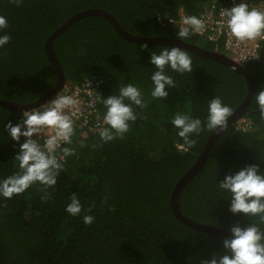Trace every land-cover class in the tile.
<instances>
[{
  "label": "trees",
  "instance_id": "1",
  "mask_svg": "<svg viewBox=\"0 0 264 264\" xmlns=\"http://www.w3.org/2000/svg\"><path fill=\"white\" fill-rule=\"evenodd\" d=\"M252 4L264 0H248ZM211 5L230 8V0H22L16 6L0 0V15L7 18L10 41L0 48V100L12 105L35 102L57 82V74L45 51L46 40L75 14L101 10L125 32L142 38L180 40V14L197 15ZM216 51L218 45L202 44L197 37L182 40ZM130 43L120 38L110 23L97 16L74 22L52 42L66 88L84 78L98 76L102 98L117 94L129 83L138 86L145 109L133 105L137 120L123 139L102 144L98 133L76 130L64 159V171L51 198L41 199L34 184L11 199L0 196V264H200L226 253L225 238L188 228L172 214L170 194L180 177L201 154L211 130L203 131L196 147L187 152L176 148L182 140L171 124L177 112L190 113L206 123L208 102L219 96L233 111L247 94V83L233 69L192 53V73L166 69L176 84L166 88L167 98L151 97L150 63L153 52L164 47ZM170 48V47H169ZM83 49L84 54H79ZM244 67L251 78L252 96L244 116L229 125L213 144L201 171L182 190L181 214L202 225L229 229L250 222L243 214L229 212L230 198L216 183L225 175L253 164L264 172V121L253 97L264 89V50ZM61 89V90H62ZM105 109L100 107L102 118ZM22 113L0 106V181L19 171L14 160L20 144L12 141L5 125L18 123ZM249 123L236 129L239 120ZM81 142L84 147H80ZM97 145V146H94ZM63 147V146H62ZM59 152V151H58ZM77 194L95 217L91 225L65 209ZM105 196L107 203L101 204Z\"/></svg>",
  "mask_w": 264,
  "mask_h": 264
},
{
  "label": "clouds",
  "instance_id": "2",
  "mask_svg": "<svg viewBox=\"0 0 264 264\" xmlns=\"http://www.w3.org/2000/svg\"><path fill=\"white\" fill-rule=\"evenodd\" d=\"M10 2L16 6L22 4V0ZM219 15L221 19L218 23L226 27L237 43L254 44L259 59L258 50L264 49L259 43L264 41V9L240 0L239 4L231 8H221ZM181 25L177 32L180 40L189 39L193 33L203 34L208 27L205 19L195 15L184 16ZM8 27L7 18L0 15V32ZM10 39L7 34L0 35V48ZM142 49H147V45H143ZM79 54H84V50L80 49ZM150 63L156 69L151 75L154 87L150 94L154 99L167 98L169 93L165 89L176 87L166 69L180 74L193 72L191 55L176 46L164 47L158 54L153 52ZM90 95L92 98L86 104L88 109L97 112V104H102L105 109L102 118L97 114L100 122L95 129L102 144L123 139L130 131V122L137 120L133 105L142 110L148 106L141 89L132 83L119 87L117 94L107 98L93 91ZM252 102L258 108L260 120L264 121V89L254 95ZM81 103L78 91L71 95L57 93L38 107L22 112L20 121L15 125L11 121L5 125L12 141L20 144L23 137L24 142L14 157L19 171L0 181V196L11 199L38 183L42 186L41 199L46 202L51 198L48 190L56 186L59 174L64 171L62 161L73 151L62 145L73 143L76 131L74 118L79 115ZM207 112L206 123L190 113L177 112L174 115L171 124L178 130L177 136L182 140V143L176 144L178 150L187 152L196 147L198 140L194 137H199L206 129L213 133L224 132L228 118L233 115V109L219 96H214L208 102ZM80 147H84L82 142ZM58 151L62 155L58 156ZM216 185L219 191L227 193V198H230L229 212L233 215L243 214L250 222L245 227L237 223L229 229L231 238L222 241L227 254L219 257L213 255L210 259L201 260L200 264H264V172L256 164L245 166L235 174L230 172L225 175ZM107 199L105 196L101 204L107 203ZM94 207L93 204L85 209L77 194L73 193L65 211L73 217L83 212V223L91 225L95 219L90 214Z\"/></svg>",
  "mask_w": 264,
  "mask_h": 264
},
{
  "label": "water",
  "instance_id": "3",
  "mask_svg": "<svg viewBox=\"0 0 264 264\" xmlns=\"http://www.w3.org/2000/svg\"><path fill=\"white\" fill-rule=\"evenodd\" d=\"M97 16L107 20L110 25L115 29L117 35L130 43L143 44V45H158V46H169V47H180L182 49L187 50L189 53H192L200 58L207 59L216 63H219L228 68H234L235 71L244 77L246 83L248 84V90L246 94V98L244 101L233 111V115L228 118L227 127L231 125L236 119L241 116H244L246 113V109L248 104L250 103L252 96V83L250 77L246 74V72L241 68L232 63L224 54L216 51L206 50L189 43H186L182 40L172 39V38H162V37H150V38H142L135 37L124 30H122L114 21V19L101 10H87L81 13L75 14L71 17L66 23H64L61 27H59L55 32H53L50 37L46 40L45 43V51L48 56L49 62L53 65L56 74H57V82L55 86L46 94L41 96L35 102L25 105H12L9 103H5L0 100V106L8 111L15 112H24L26 110H30L31 108L38 107L43 104L45 101L49 100L53 96H55L61 89L64 84V79L62 75V70L57 62L53 52H52V42L56 37H58L64 30L70 27L74 22L81 18ZM222 132L213 133L208 136L205 146L198 156L195 163L180 177V179L175 184L169 199L170 209L172 211L173 216L181 222L183 225L187 226L190 229L199 231L201 233L220 236L222 238H231V233L222 229L213 228L210 226L202 225L196 223L186 217H184L179 209L178 201L180 194L183 188L201 171L202 167L206 163V160L209 156L210 150L215 143V141L219 138Z\"/></svg>",
  "mask_w": 264,
  "mask_h": 264
},
{
  "label": "built area",
  "instance_id": "4",
  "mask_svg": "<svg viewBox=\"0 0 264 264\" xmlns=\"http://www.w3.org/2000/svg\"><path fill=\"white\" fill-rule=\"evenodd\" d=\"M246 2L250 6H256L264 9V4H252L246 0ZM231 6L235 4H239L240 0H230ZM230 6V8H231ZM221 9H217L216 6L211 5L206 11L203 13L197 14L195 16L205 19L208 25L207 30L203 34H195V36L205 43L210 45H218L222 53L234 64L242 66L247 63H250L257 59V50L253 43L244 42L237 43L234 38L230 35L226 27H223L218 21L221 19L219 13ZM186 16L185 14H180L177 19L178 29L182 26L181 21L182 18ZM262 48L264 47V41H260ZM263 49L258 50V55L261 54ZM101 80L98 76H92L88 78H84L80 85L75 86L74 88H66L63 87L58 93L60 94H73L75 92H79V99L81 100L80 112L78 117L75 119V129L76 130H87L92 134L98 133L96 129L97 123L100 121L97 120V114H99L100 107H103L102 104H97V112H92L90 109L86 107L87 101L92 98L90 93L93 91L102 97L101 89ZM46 102V101H45ZM44 102V103H45ZM23 114V113H22ZM245 128V126H244ZM23 140L24 138L21 137ZM42 142V141H41ZM64 147V145H62Z\"/></svg>",
  "mask_w": 264,
  "mask_h": 264
},
{
  "label": "bare ground",
  "instance_id": "5",
  "mask_svg": "<svg viewBox=\"0 0 264 264\" xmlns=\"http://www.w3.org/2000/svg\"><path fill=\"white\" fill-rule=\"evenodd\" d=\"M234 6V5H233ZM232 7V6H231ZM199 39V38H198ZM264 48V47H263ZM264 50V49H263ZM263 50H262V52H261V54L259 55V58L261 57V55L263 54ZM256 60H258V59H255L254 61H256ZM254 61H252V62H254ZM252 62H250V63H252ZM250 63H247V64H250ZM247 64H245V65H247ZM236 65V64H235ZM245 65H242V66H239V65H236V66H238V67H241L243 70H244V67L243 66H245ZM231 69H233L234 71H235V69L234 68H231ZM245 71V70H244ZM236 72V71H235ZM247 74V73H246ZM248 75V74H247ZM249 76V75H248ZM243 79H244V77H243ZM250 80H251V78H250ZM244 81H245V79H244ZM246 82V81H245ZM251 83H252V81H251ZM247 87H248V84H247ZM252 87H253V84H252ZM247 90H248V88H247ZM246 98V97H245ZM244 101V100H243ZM249 105V104H248ZM248 107V106H247ZM242 117V116H241ZM240 118V117H239ZM238 118V119H239ZM238 119H236V120H238ZM235 120V121H236ZM234 121V122H235ZM242 121H245L244 119H241V120H239L238 122H237V124H236V129H240V128H242L243 126H241V122ZM244 123H249L248 121H245ZM245 126V125H244Z\"/></svg>",
  "mask_w": 264,
  "mask_h": 264
},
{
  "label": "rangeland",
  "instance_id": "6",
  "mask_svg": "<svg viewBox=\"0 0 264 264\" xmlns=\"http://www.w3.org/2000/svg\"><path fill=\"white\" fill-rule=\"evenodd\" d=\"M202 44H204V45H206V43L203 41V40H201V39H198ZM210 46V45H209ZM213 47H215V46H213ZM216 51L217 52H220V53H222V50H221V48L220 47H218L217 49H216ZM246 121V120H245ZM245 121H242L241 123V126H244L246 123H244ZM58 154V156L59 155H62L60 152H58L57 153ZM64 159H65V157H64ZM64 159H63V161L62 162H64Z\"/></svg>",
  "mask_w": 264,
  "mask_h": 264
}]
</instances>
